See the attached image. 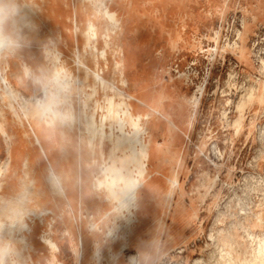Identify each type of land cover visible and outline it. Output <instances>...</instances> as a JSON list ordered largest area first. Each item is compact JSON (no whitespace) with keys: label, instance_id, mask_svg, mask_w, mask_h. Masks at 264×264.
I'll list each match as a JSON object with an SVG mask.
<instances>
[{"label":"rangeland","instance_id":"rangeland-1","mask_svg":"<svg viewBox=\"0 0 264 264\" xmlns=\"http://www.w3.org/2000/svg\"><path fill=\"white\" fill-rule=\"evenodd\" d=\"M27 4L34 7V11L26 8ZM100 6H107L117 12L115 29L99 12ZM243 19L250 23L246 32ZM90 20L96 23L99 53L106 50L105 58L99 55L98 64L89 53L84 34ZM0 27L4 34L11 35L13 39L16 37L14 41H20L22 45L12 52L8 65L6 62L2 64L3 74H6L7 80L17 90L18 101L3 100L5 105L1 102L0 110L4 111L7 127L17 129L19 139L24 138L26 144L38 154L41 149L35 134L37 129L33 124L36 131L31 130V116L24 117L25 100L44 98V84H48L53 77L48 47L54 44L58 46L62 59L74 76L73 80L79 76L78 84L74 85L75 90L72 88L70 94V103L74 105L77 116L81 114L80 95L85 98V92L90 91L89 84L93 83L92 74L87 79L84 68L78 70L75 66L74 58L78 54L83 60L87 59L92 70L103 74L108 82H113L115 89L120 88L125 92L134 93L139 87L137 83L143 81L153 84L158 80L168 85L172 79L177 83L178 79L183 81L177 92L159 98L160 106L156 113H151V101H148L149 104H141L145 112L151 113L150 119L143 121L149 131L154 130V139L159 146L157 164L155 161L149 164L153 171L152 177L157 165L161 164L162 168H159L160 181L153 187L150 183L152 177H147L145 187L150 186L149 191L143 188L138 193L140 208L136 235L124 234V227L113 228L120 223V219L114 223L115 214L105 211L108 207L104 208V196L96 203L90 196L80 205L63 197L59 207L53 204L49 206L51 211L42 223L39 219L29 221L32 230L27 236L33 246L28 248L20 242L14 243L10 254L5 256L0 250V264H14V259L18 260V264L22 260V264H50L48 258L51 255H55L53 264H72L71 255L58 257L57 221L65 226L63 232L71 240L76 264H89L90 261L99 264L102 258L106 264L107 256L98 259L91 256L96 249L95 242L100 241L91 235L94 229L90 221L92 216L97 218L96 229L104 231L99 236L102 242L107 240L110 227L125 237L120 247L123 251L118 264L137 263L132 261L138 259V243L133 242L130 247L127 245L130 238L140 240L142 217L146 228L153 226L155 217L164 219L159 234L162 243L174 227L175 216L179 217V224H175L177 227L186 233H194L191 242L179 252V248L154 247L149 232H145V238L150 241L147 246L150 260L146 261L147 264H195L198 257L206 262L213 260L215 264L217 247L209 236L210 233L217 236L220 228L224 232L235 231L242 242L257 246L256 240L264 236V227L250 225L252 213L264 209V107L255 102L250 103V106L247 104L240 111L237 104L250 85L255 84L258 78L264 80V72L260 71L261 57L264 58V0H72L71 3L68 0H0ZM239 29L245 32L244 56L240 54V48H234L233 45L234 42H241L237 33ZM27 65L30 67L29 73L25 68ZM179 75L182 78H177ZM98 90L96 98L104 103L103 86L99 85ZM150 92L152 94V89ZM196 97L199 101L194 106ZM240 113L243 115V123L237 127L234 121ZM251 121L253 128H250ZM63 127L64 122L61 121L55 124L54 129L62 132ZM0 138L4 142L6 155L5 160L0 157V165H3L8 158V147L1 129ZM55 144L58 146V141ZM73 150V159H82L83 163L82 170L74 167L68 178V185H74L76 190L81 176L84 180L87 172L91 175L96 172L98 176L103 161L98 147L86 149L81 146L80 139L78 145L73 144ZM47 158H42L45 178L51 171ZM216 174L219 175L217 179H210ZM90 188V180H84V194ZM188 204L196 207L198 214L194 216L199 215L192 225L184 224V219L189 217L184 211ZM99 206L103 209L101 213L98 212ZM87 208L92 210L88 215L84 213ZM12 229L19 238L25 232L21 221L14 224ZM80 232L84 239L86 235L90 237V243L84 241V246L78 245L82 261L77 260L75 253L77 233ZM42 236L55 243L54 251L41 241ZM6 242V237L0 238V247ZM17 251L19 254H16ZM107 251L108 256L114 252L113 248ZM42 254L45 255L44 259Z\"/></svg>","mask_w":264,"mask_h":264},{"label":"bare ground","instance_id":"bare-ground-1","mask_svg":"<svg viewBox=\"0 0 264 264\" xmlns=\"http://www.w3.org/2000/svg\"><path fill=\"white\" fill-rule=\"evenodd\" d=\"M98 1L100 2V0ZM18 4L20 3L18 2ZM26 8L34 11V7L29 6L28 4L26 5ZM14 11L16 12V10ZM99 12L105 17L106 21L109 22L112 29L117 27V12L112 11L107 6L104 8L100 6ZM32 15L33 14H31V16ZM27 16L26 18L28 19L29 17ZM42 19L44 21L43 16ZM242 23L243 28L245 29L243 30L245 32L249 30L250 23L245 19H243ZM13 24L15 23H12V25ZM31 24L32 26H35L33 23ZM95 24L90 20L84 34L86 35L87 46L90 49L89 53L94 57V60L98 64L99 55H102V57L105 58L106 50H102L99 53V48L96 45L97 31ZM243 30L239 29L237 32L238 38L243 42H234L233 44L234 48H240V54L242 56L246 53V45L244 44L245 37H243L245 32ZM79 36L81 35H78V37ZM14 39L11 35H6L3 32H0V103H3V100L6 99H9L11 102H16L19 97L17 90L7 80L6 74H3L2 72V64L5 62L9 63V57L13 56L12 52H15V48L21 45L18 39L19 42H15ZM172 41L175 42L174 39ZM60 51L61 50H59L58 46L55 44L47 48L49 65L52 66L53 77L48 84H44V98H30L25 100L26 110L24 117L29 118V116H31L32 118V124L30 123L31 130L33 132L36 131H34V124L37 129L35 134L38 136L37 141L41 153H35L36 150L33 151V147L26 144L23 140L24 138L19 139L20 135L17 129L14 127H7L8 125L4 111L3 109L0 110V129L5 136L9 151V158H7L3 165H0V238H7V242L0 247L4 256L10 254L11 246L14 243L20 242L24 247L28 246V248L33 246V242L30 241L29 236H27L32 230L29 221L39 219L42 223L45 216L51 211L49 206L53 204L59 207L61 205L60 203H62L61 201H63V197L67 198L66 200L69 201L73 200L80 205L90 196L95 203L99 198L101 199L102 196H104L103 201L106 202L104 208L108 207L105 211L115 214L114 223L120 219V223H117L116 225L114 224L115 227L113 228L118 229L124 227V234L127 233L135 236L138 229L137 221H139L138 209L140 208V197L138 193H140V190L143 188L146 192L149 191L148 188L150 186L145 187L146 178L149 176L152 177L151 174L153 173L149 168V164L154 161L157 164L156 157L159 155V146L154 139V130L149 131L145 127L143 119H150L151 113H156L159 110L157 107L160 106V97L164 95L170 96L172 92H177L181 88L180 85L183 84V81L179 79L178 83L175 79H172L169 85L165 84V82H158V80L154 81L153 84L143 81L137 83L139 87L134 93L125 92L120 88L115 89L113 82H108L103 74L92 70L86 61L87 59L83 60L84 58L78 54L74 58L75 66L79 68L78 70L84 68L87 79H90L92 74L93 83L89 84L88 87L90 88V91L87 93L85 92V98L82 97L83 95L81 96L79 94L81 114L77 116L74 113V105L70 103L72 100L70 99V94L74 85L78 84L79 76L77 80H73L74 76L62 59ZM25 68L29 73L30 67L27 65ZM260 71L264 72L263 57H261ZM178 77L182 78V75L177 76V78ZM99 85H102L105 91L104 103H101V101L96 98V95L99 92ZM74 88L73 90H75ZM150 89H152V94H150ZM200 90L203 91L201 87ZM116 98H118V100ZM148 101L153 103L151 105L153 106V111L151 113L145 112L141 105L143 102L149 104ZM198 101L199 99L196 97L193 101V105L196 106ZM255 102L264 107V80L262 81L260 78H258L255 84L249 86L248 90L242 95L237 107L242 111L247 104L250 106V103ZM177 109L178 112H180L179 107ZM17 118L21 120L18 115ZM45 118L49 119L45 120ZM61 121L64 122L63 130H61L62 132H57L54 129V126L56 123L58 125ZM234 123L237 127L242 126V113H240ZM60 125L62 126V124ZM250 128H253V121L250 122ZM55 138L58 139V146L55 144L57 142ZM79 139L81 146H84L86 149L93 150L98 147L101 150L103 161L100 173L94 181L90 182L91 188L90 191L86 192L87 194H84L83 192V182L84 180H90V172H87V176L84 180L81 176L80 184H77L80 192L77 193L78 188L75 190L73 187L74 185H68V178H70V173L73 172L74 167L77 166L82 170V159H73V144L75 145V143H77L78 145ZM43 140L47 143V148H53L58 151L59 154H63V159L57 161V171H54L51 165L48 166L51 168V171L46 178L43 175L44 164L42 158L48 157V151L44 150L42 147ZM90 160L93 161L92 158H90ZM94 161H96V159ZM20 164L23 165L21 169L19 168ZM96 168L99 169L98 165ZM155 168L156 173H154L153 177L150 179L151 186L153 187L160 181L161 177L159 173H161L160 169L162 168V165L159 164ZM40 172L42 173L41 175L39 174ZM208 177L211 176L208 175ZM218 177L219 175L216 174L210 179L214 180ZM192 210L193 208L190 207L187 211L191 214V212H193ZM98 212H103L102 207H98ZM192 215L194 216V213H192ZM251 217L253 220L250 227H264V209L260 212L252 213ZM89 218L90 217H88V219ZM96 219V216L90 218L92 226L94 227L91 235L92 237H98L100 241L95 242L96 249L92 251L91 256L97 257V259L98 257L101 258L107 256L108 262L106 264H118L121 261L120 257L123 251L120 250V247H122L121 245L123 244L125 237L114 232L115 229L110 227L107 233V240L102 242L99 236L104 231L96 229ZM16 221H21L25 230L22 240H20L18 235L11 239L8 237L9 234L13 232V229L8 226V223L13 225ZM234 228H236V226H234ZM217 232V236L214 233H210L209 236L217 247V253L214 256L216 260L215 264H264V236L256 240L257 246H253L252 244L248 245L242 242L237 237L235 231L229 230L224 232L223 229L220 228ZM249 235L253 236L251 232H249ZM83 237L84 235L82 232H80V234L77 233L78 243L75 245V253L78 261H82L83 259L78 245H83L84 241L90 243L89 235H86V239ZM41 241L48 246L49 249L51 248L53 251L56 249L55 243L47 240L45 237L42 236ZM110 248H113L114 252H112L113 254L111 255L108 253L110 255L108 256L106 253ZM183 250V247H179V252ZM16 254H19V252L17 251ZM2 258L4 261L5 258ZM54 261L55 255H51L48 258V262L53 264ZM212 261L210 262L209 260V262H206L203 258L201 259L198 257V259H195V264H214ZM101 262L102 263L99 262V264H104L103 261ZM132 262L140 264L139 258ZM132 262L130 261V263ZM18 263V260L14 259V264ZM22 263L23 260L21 264ZM127 264L129 263L127 262Z\"/></svg>","mask_w":264,"mask_h":264},{"label":"crops","instance_id":"crops-1","mask_svg":"<svg viewBox=\"0 0 264 264\" xmlns=\"http://www.w3.org/2000/svg\"><path fill=\"white\" fill-rule=\"evenodd\" d=\"M17 1H22V0H17ZM72 0H68V2L71 3ZM13 16H17L16 14H14ZM0 32H3L1 27H0ZM42 147L44 150H47L48 151V158H47V161H48V165H51L52 169L54 171H57L58 170V164H57V161H60L63 159V154H59L58 151H56L55 149L51 148H47V143L43 140L42 141ZM7 151H8V148H7ZM0 157L5 160L6 158V155H5V148H4V142L2 140V138H0ZM7 157L9 158V151H8V155ZM97 177V174L96 172H94L92 175H91V178H90V182L94 181ZM190 207L193 208V212H191V215H189L190 213H188V209H190ZM184 211L186 213H188V218H186V220L184 219V224L185 225H192L193 222L199 218V215L197 216H193L192 213H197L195 211V206L193 204H188L186 207H184ZM67 209H68V206H67ZM195 211V212H194ZM92 210L87 208L84 210V213L85 214H89L91 213ZM198 214V213H197ZM142 225H141V238L140 240H136V239H133V238H130L129 239V244L127 245L128 247H130L133 242H137L138 243V251H137V256L140 260V264H147L146 261H149L150 260V256H149V251L147 250V246L150 244L149 240H147L145 237H146V233H148L149 236H151V243L153 244L154 247H158L159 249L164 247H169L171 249H176V248H179V247H185L187 246L191 240H192V237L194 236V233L191 232V233H186L184 232V230H182L181 227H177L176 225L179 224V217H174L173 220H174V227L173 229H171V231L168 233V238L165 240L164 243L161 242V240H159V234L161 232V227L164 223V219L162 217H155L154 219V222H153V226L151 227H148L146 228L145 227V220H144V217H142ZM17 221L14 223L16 224ZM14 224H9L8 223V226L10 228H12L14 226ZM176 224V225H175ZM64 224L61 223V222H56V228L58 229V234H57V241H58V244H59V251H58V257L60 258L61 256H67V255H71L73 260H72V264H76L75 260H74V254H73V246H72V243H71V240L69 238L68 235L64 234L63 232V229H64ZM146 232V233H145ZM14 236H16V234L14 232L10 233L9 234V238H13ZM103 239H105V237H103ZM20 240H22V237H20ZM91 247H92V243H91ZM134 247V246H132ZM47 251H49L47 249ZM38 256V254H36ZM42 258L44 259L45 258V255L42 254ZM106 260V259H105ZM124 261V259H122ZM103 262H104V259H103ZM125 262V261H124ZM107 263V261H106ZM39 264V262H38ZM89 264H96L94 263L93 261H90ZM98 264V263H97Z\"/></svg>","mask_w":264,"mask_h":264}]
</instances>
